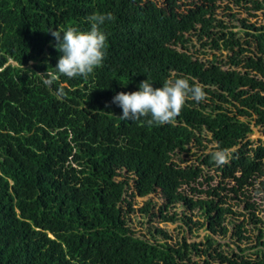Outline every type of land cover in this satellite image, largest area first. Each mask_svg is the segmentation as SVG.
<instances>
[{"label": "trees", "instance_id": "obj_1", "mask_svg": "<svg viewBox=\"0 0 264 264\" xmlns=\"http://www.w3.org/2000/svg\"><path fill=\"white\" fill-rule=\"evenodd\" d=\"M93 13L114 17L103 66L46 86L49 31ZM258 13L264 0H0V264H264ZM177 77L206 98L163 125L119 118L117 93Z\"/></svg>", "mask_w": 264, "mask_h": 264}, {"label": "clouds", "instance_id": "obj_2", "mask_svg": "<svg viewBox=\"0 0 264 264\" xmlns=\"http://www.w3.org/2000/svg\"><path fill=\"white\" fill-rule=\"evenodd\" d=\"M113 19L111 13H93L87 17L90 23L89 30L82 31L73 26L67 27L66 30H50L49 32L57 41V49L61 56L55 68L49 67L45 73L36 75H39L43 83L49 87L59 81L60 76H66L69 79L87 78L95 69L103 66L107 36L101 26L106 20ZM63 84L57 89L58 96L65 94ZM205 98L203 85L198 82L190 84L188 78L177 77L165 80L159 88H153L152 83L146 79L139 84L137 91L117 93L112 103L121 108L122 115L119 117L121 120L147 118L144 123L153 126L171 123L180 115L188 99L199 103ZM211 155L217 165L228 163V149L218 148Z\"/></svg>", "mask_w": 264, "mask_h": 264}, {"label": "rangeland", "instance_id": "obj_3", "mask_svg": "<svg viewBox=\"0 0 264 264\" xmlns=\"http://www.w3.org/2000/svg\"><path fill=\"white\" fill-rule=\"evenodd\" d=\"M155 5L157 6H160L161 5V2L162 0H152ZM226 2H222V5H224ZM218 11H221V10H218ZM233 11H237V9H234ZM241 17L245 16V14H240ZM249 22L251 23H255L257 25H260V24H263L264 25V21H263V18H262V15H260V13L257 14L256 17H253V18H249ZM32 63V62H30ZM12 64H15V63H12ZM249 139L252 141V142H255L257 144V142L260 140V141H263L264 140V136L262 135L261 131L259 128L257 127H254L252 126V133L249 135ZM189 158V157H188ZM217 181V178H215V183ZM204 187V186H203ZM257 187V185H256ZM249 194H250V201H254L257 205L258 208L262 209L264 208V192H259V193H256L254 192L253 190H249ZM148 195L143 197V198H139V197H136L135 198V208H139L140 206H142V204L144 203V201L147 199ZM161 203V202H160ZM169 229L173 230L174 226H171L169 225L168 226ZM175 233V231H174ZM201 235H203V232L200 233ZM189 239V241H192L191 240V237L189 235H186ZM196 241H198V239H195ZM223 242V241H221Z\"/></svg>", "mask_w": 264, "mask_h": 264}]
</instances>
